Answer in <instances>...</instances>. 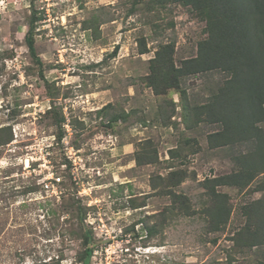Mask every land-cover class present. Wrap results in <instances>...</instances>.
I'll return each instance as SVG.
<instances>
[{
	"label": "rangeland",
	"instance_id": "374dc122",
	"mask_svg": "<svg viewBox=\"0 0 264 264\" xmlns=\"http://www.w3.org/2000/svg\"><path fill=\"white\" fill-rule=\"evenodd\" d=\"M152 8L148 0H0V264H81L85 229L90 264L264 263V243L232 240L244 207L264 197V173L245 187L219 188L231 214L217 232L200 213H171L163 185H152L186 170L176 190L201 212L200 182L238 171L255 145L211 148L208 136L221 124L188 121L178 92L158 95L146 83L161 43H176L180 64L207 36L191 6ZM31 26L42 66L26 42ZM226 77H183L189 103H206ZM147 145L159 159L138 165Z\"/></svg>",
	"mask_w": 264,
	"mask_h": 264
},
{
	"label": "trees",
	"instance_id": "16d2710c",
	"mask_svg": "<svg viewBox=\"0 0 264 264\" xmlns=\"http://www.w3.org/2000/svg\"><path fill=\"white\" fill-rule=\"evenodd\" d=\"M148 3L152 9H162L171 3L191 6L206 21L207 36L198 42L197 54L180 64L175 59L176 43H161L150 59V72L144 78L146 83L158 95H166L171 90L178 92L183 101V116L188 121L220 123L221 129L208 136L211 148L239 142L255 143L253 150L241 156L238 171L200 182L207 195L201 212L194 208L190 196L176 190L188 177L186 170L172 171L167 177L159 176L160 182L152 178L153 187L162 184L163 193L169 196L171 213L185 216L200 213L206 219L209 231L217 232L224 228L231 214L230 196L219 188L225 185L245 187L264 173V130L259 125L264 121V0H148ZM26 42L36 62L42 66L36 51L34 26L29 28ZM147 51L145 39L140 40V52ZM213 70L226 72V79L206 103L192 106L182 78ZM47 87H50L48 82ZM116 117L111 120H117ZM64 136L65 130L60 127L58 141ZM158 159V151L152 150L150 145L136 152L138 165L156 163ZM257 189L264 190V182L259 183ZM243 214L246 221L232 237L235 245L263 244L264 197L247 204ZM156 230L157 227L150 228L152 233ZM82 239L85 248L81 264H90L93 237L85 229Z\"/></svg>",
	"mask_w": 264,
	"mask_h": 264
},
{
	"label": "built area",
	"instance_id": "2783aa9c",
	"mask_svg": "<svg viewBox=\"0 0 264 264\" xmlns=\"http://www.w3.org/2000/svg\"><path fill=\"white\" fill-rule=\"evenodd\" d=\"M59 179V178H58ZM57 190V189H56Z\"/></svg>",
	"mask_w": 264,
	"mask_h": 264
}]
</instances>
